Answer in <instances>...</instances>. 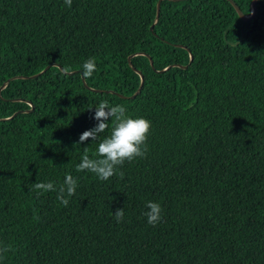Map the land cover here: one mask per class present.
<instances>
[{"label": "trees", "instance_id": "obj_1", "mask_svg": "<svg viewBox=\"0 0 264 264\" xmlns=\"http://www.w3.org/2000/svg\"><path fill=\"white\" fill-rule=\"evenodd\" d=\"M156 1L0 0V86L15 77L0 90V264H264V0L246 22L225 0L162 1L154 22ZM51 64L63 72L21 78ZM104 100L151 121L145 156L107 181L76 171Z\"/></svg>", "mask_w": 264, "mask_h": 264}, {"label": "clouds", "instance_id": "obj_2", "mask_svg": "<svg viewBox=\"0 0 264 264\" xmlns=\"http://www.w3.org/2000/svg\"><path fill=\"white\" fill-rule=\"evenodd\" d=\"M68 7H71L72 0H64ZM82 78L88 79L96 71L95 57L88 58L82 65ZM93 108L89 109L92 110ZM126 108L122 105L110 106L107 100L100 102L94 107L93 119L96 124L93 128L84 131L79 136V144L91 140L98 141L95 158L88 155V147H85L81 162L77 165L76 171H89L94 173L100 180L107 181L110 177L116 175L119 166L125 161L132 162L137 158H143L147 151L146 141L151 128V121L140 118H130L126 115ZM109 121H112L111 133L103 137L101 134L109 128ZM123 176V173L120 172ZM77 179L71 174H66L63 185L58 189L57 200L60 204L67 207L69 197H72L77 188ZM33 190L37 191H57L52 182L34 183ZM147 211L144 215L147 223L156 226L161 220L162 209L158 203L147 202ZM117 223L124 219L123 207L118 208L113 213ZM10 251L7 246L0 247V258Z\"/></svg>", "mask_w": 264, "mask_h": 264}, {"label": "water", "instance_id": "obj_3", "mask_svg": "<svg viewBox=\"0 0 264 264\" xmlns=\"http://www.w3.org/2000/svg\"><path fill=\"white\" fill-rule=\"evenodd\" d=\"M162 1H169V2H182V1H186V0H157V1H156V4H155V16H154V22L157 20L158 13H159V9H160V3H161ZM225 1H227V2L231 5V7L234 9L236 15L238 16V18H239L241 21H245V22H246V21H251V20L254 18L255 13H256V6H255V3H256L257 0H252V1H251V7H250V13H249V15H244V14L239 10V8L236 6V4H235L232 0H225ZM151 29H152V26H150L149 30H151ZM178 47H180V46H178ZM138 54H140V55H144V56H145V54H143V53H137V54H135V55H138ZM130 57H131V56H129V57L127 58V61L129 60ZM146 57H147V56H146ZM147 58H148V57H147ZM148 60H149V65H150L151 69H153V67H152V62L150 61L149 58H148ZM190 61H191V56H189V62H190ZM52 66L57 67L59 71L63 72V71H62V68H61L60 66H58V65H52V64H51V65L46 66L42 71H40V72H39L38 74H36V75H33V76H31V77H21V78H30V79H31V78H35V77L39 76L40 74L44 73L48 68H50V67H52ZM129 66H130V64H129ZM130 67H131V66H130ZM167 68H168V67H166V69H167ZM182 68H184V67H182ZM166 69L161 70L160 72H163V71H165ZM135 72L138 74V76H139V78H140V83H139V86H138L136 92H135L130 98H133V97L139 92L140 87H141V84H142V80H143L141 74H140L138 71H135ZM160 72H158V73H160ZM76 73H78V71L70 72V73H66V74H67V75H73V74H76ZM13 79H15V77H13V78H11V79H9V80H13ZM9 80H8V81H9ZM80 80H81L82 85L86 88V86H85V84H84V79L82 78V75H81V74H80ZM8 81H6L5 83H3V84L0 86V90L3 89V87L6 85V83H7ZM88 90L93 91V92H97V90H91V89H88ZM98 92H99V91H98ZM117 96H119V97H121V98H125V97H123V96H121V95H117ZM30 107H31V105H30ZM31 110H32V108H30L28 111H17V112H15L14 114H12L9 118H7L6 120L12 119V118L15 117L18 113L30 112Z\"/></svg>", "mask_w": 264, "mask_h": 264}]
</instances>
